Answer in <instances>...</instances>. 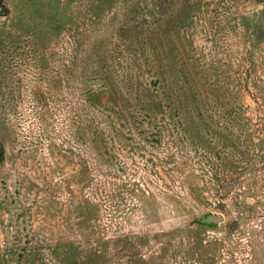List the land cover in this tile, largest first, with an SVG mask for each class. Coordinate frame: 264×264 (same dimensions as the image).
Instances as JSON below:
<instances>
[{"label":"rangeland","instance_id":"374dc122","mask_svg":"<svg viewBox=\"0 0 264 264\" xmlns=\"http://www.w3.org/2000/svg\"><path fill=\"white\" fill-rule=\"evenodd\" d=\"M0 264H264V0H0Z\"/></svg>","mask_w":264,"mask_h":264},{"label":"water","instance_id":"95a60500","mask_svg":"<svg viewBox=\"0 0 264 264\" xmlns=\"http://www.w3.org/2000/svg\"><path fill=\"white\" fill-rule=\"evenodd\" d=\"M220 220H221V217L220 216L214 218V221H216V222H219Z\"/></svg>","mask_w":264,"mask_h":264}]
</instances>
